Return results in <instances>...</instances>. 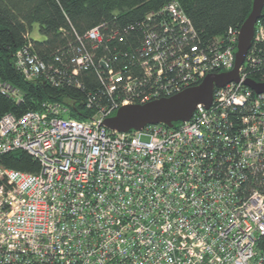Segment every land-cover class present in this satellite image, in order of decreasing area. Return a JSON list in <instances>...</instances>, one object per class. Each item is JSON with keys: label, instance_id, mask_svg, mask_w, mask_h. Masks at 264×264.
<instances>
[{"label": "built area", "instance_id": "2783aa9c", "mask_svg": "<svg viewBox=\"0 0 264 264\" xmlns=\"http://www.w3.org/2000/svg\"><path fill=\"white\" fill-rule=\"evenodd\" d=\"M162 13L170 24L147 34L140 76L101 58L110 102L89 98L95 111L85 120L69 116L70 100L1 118L0 155L26 152L39 171L0 164V264H264V93L245 86L254 69L264 84L262 28L240 82L217 88L213 105L198 106L190 122L130 134L103 125L120 108L172 98L235 68L239 32L197 51L178 4ZM104 38L100 27L84 37L93 50ZM84 39L73 75L96 67ZM30 48L17 51V70L59 87ZM0 91L22 98L1 82Z\"/></svg>", "mask_w": 264, "mask_h": 264}, {"label": "trees", "instance_id": "16d2710c", "mask_svg": "<svg viewBox=\"0 0 264 264\" xmlns=\"http://www.w3.org/2000/svg\"><path fill=\"white\" fill-rule=\"evenodd\" d=\"M173 3L191 22L197 51L205 52L217 42L225 43L232 33L240 32L252 13L254 0H0V82L22 96L18 102L0 91V120L9 113L19 118L39 111L46 102L64 104L69 100L74 105L71 118L83 121L91 116L95 108H87L89 98L103 105L110 102L97 70L101 58L111 60L115 71L127 67L140 76L144 60L140 55L147 34L158 30L160 23L170 24L162 10ZM261 19L257 28L264 30V13ZM96 27L102 28L105 41L93 50L84 37ZM80 39L96 57V67L73 75L71 60L81 48ZM29 45L55 76L59 87L42 78L27 81L17 70V51ZM258 52L264 58V42L259 44ZM250 78L263 80L258 69L252 70ZM0 164L22 173L39 171V162L26 152L0 155Z\"/></svg>", "mask_w": 264, "mask_h": 264}, {"label": "water", "instance_id": "95a60500", "mask_svg": "<svg viewBox=\"0 0 264 264\" xmlns=\"http://www.w3.org/2000/svg\"><path fill=\"white\" fill-rule=\"evenodd\" d=\"M252 13L247 22L239 30L235 68L224 74L207 75L203 82L195 87L187 88L184 92L172 98H163L152 103L120 108L115 116L108 118L103 125L108 130L118 134L142 132L153 126H167L174 129L176 124L190 122L196 114L198 106L209 109L214 102V93L226 88L229 84H238L241 80L240 70L245 65L249 51L253 47L256 28L264 13V0H254ZM245 86L259 96L264 93V84L250 79Z\"/></svg>", "mask_w": 264, "mask_h": 264}]
</instances>
